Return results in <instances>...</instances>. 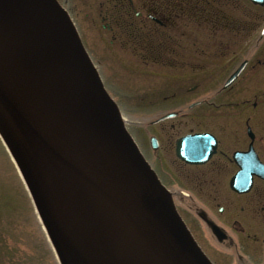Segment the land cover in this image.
I'll use <instances>...</instances> for the list:
<instances>
[{
    "label": "water",
    "instance_id": "obj_1",
    "mask_svg": "<svg viewBox=\"0 0 264 264\" xmlns=\"http://www.w3.org/2000/svg\"><path fill=\"white\" fill-rule=\"evenodd\" d=\"M0 136L61 264H212L57 0H0ZM211 138L182 139L178 155L205 162ZM245 170L233 189L264 178L261 164Z\"/></svg>",
    "mask_w": 264,
    "mask_h": 264
},
{
    "label": "flooded vegetation",
    "instance_id": "obj_2",
    "mask_svg": "<svg viewBox=\"0 0 264 264\" xmlns=\"http://www.w3.org/2000/svg\"><path fill=\"white\" fill-rule=\"evenodd\" d=\"M100 16L104 23L103 28L112 34V43L115 40L129 43L131 39L133 52L141 57L145 65L151 63L152 56L155 59L153 64L166 68H180L185 65L187 69L198 73L196 84L191 89L197 91L204 84L216 87L218 99L225 93L245 90L248 100L231 104L228 100L225 103L219 101L220 105L216 106L220 108L230 104L234 108L243 105V113L239 111L237 114L215 116L220 119L219 122L212 121L218 130L212 127L210 131L199 132L216 136L219 145L215 156L224 157L227 161L219 158V162L215 164L218 169L236 166L231 154L233 156L237 151L245 152L251 147L264 163V2L105 0L101 3ZM123 37L127 38L126 42L121 40ZM238 71V76L225 89L224 86ZM201 102L200 107L213 105L208 100ZM207 116V119L212 117L209 114ZM204 122L205 120L197 119V125L201 129L206 128ZM223 131L226 136L220 134ZM211 162L204 166H184L199 168ZM210 183L214 184L213 180ZM202 185L203 183L199 187ZM238 196L249 199L247 208L253 216L264 218L263 181L255 179L251 193ZM216 200L204 199L202 201L205 205L198 202L202 207L198 206V213L194 212L201 219L202 237L218 256H221L220 253L230 255L232 251V255L236 252L238 261L246 262L240 254L242 246L232 234L243 235L247 229L237 220L234 209L219 205ZM245 207H241L242 212ZM227 213L230 214L226 216ZM208 222L219 226L227 239L219 242L215 237L210 238L209 234L213 233ZM257 235L258 233L249 232L246 239H252L255 244L259 243L260 238Z\"/></svg>",
    "mask_w": 264,
    "mask_h": 264
},
{
    "label": "rangeland",
    "instance_id": "obj_3",
    "mask_svg": "<svg viewBox=\"0 0 264 264\" xmlns=\"http://www.w3.org/2000/svg\"><path fill=\"white\" fill-rule=\"evenodd\" d=\"M60 1L72 14L84 43L87 45L103 79L111 90V93L121 104L123 114L127 118V126L130 132L133 134L135 140L151 164L155 166V168L157 167L161 174H159L161 179L167 183L172 191L180 187V189L186 188L187 190H192L193 193L196 192L197 194L195 195L198 199L216 198V202L219 205L225 207L230 206V209L235 210V214L237 213V220L245 226L248 225L249 228H252V231L255 230L256 232L263 233L260 236L264 237V218H257L248 211L249 209L246 208L249 202L248 198L235 197L228 189L229 179L235 171L234 166L230 165L224 170L218 169L217 166H215V164L219 162V157H217L211 164L205 167H186L175 156L174 141L177 137L188 133L190 130H202L200 126L197 125V119H192V117L202 120L207 114H210L212 117L207 119L208 116H206L204 125L206 128L213 127L215 130H218L212 122H219L220 119L215 116L223 114L224 111L221 107L214 109V107L220 105L218 99L214 100L213 105L215 106L209 110V113L207 110H197L193 113V110L190 111L193 114L189 113V115H191L189 117L178 118L156 126L153 132L155 135L160 136L161 149L155 154L150 148L149 139L153 132L151 133L152 129L148 126L149 122L155 119L152 118L151 115L155 117L160 116L174 108L186 112L189 104L192 102L202 100L203 98L201 97H212L216 92V87L211 89L205 85L203 89H199L197 92L190 95L188 91H186L189 97L182 96V90H184V88L188 90L189 86L194 85L193 79L196 78L198 73L187 69L186 66L178 69H171L159 65L153 67L151 66L153 63L150 65H143V62L137 55H134L130 51L131 49L124 47L126 46L125 43H121L119 40H115L112 43V34L103 28V22L99 15L100 4L104 0ZM205 77L208 76L205 75ZM173 86L178 87V94L182 97L178 99L179 101L177 103L172 102V99L170 100L171 102L165 103L164 101L166 98H169V96L173 94ZM239 93L243 94L245 92L244 90L236 91L229 98L228 95L220 97L219 101L225 98L230 100L236 99ZM151 99L153 103H155L154 106H149L152 105V103H150ZM179 106L182 107V109H178ZM229 112L230 111H224V114H229ZM222 134L225 135V132L223 131ZM154 155L158 157L155 161L153 159ZM222 159L224 160V158ZM211 180H213L215 185L210 183ZM11 181L15 184L19 194H21V196L19 195L18 197L19 209L16 211L15 217H12L14 226L17 221L24 235V229L26 231L29 230V222L34 224V220L32 219L33 215L36 221L34 228L41 233L43 241L44 234L37 222L35 213L29 214L27 212V206L24 207L22 200V196L24 195L23 187L17 175L12 172L11 161L0 140V203L5 202L8 197L9 199L11 198L13 193H10ZM201 183H203V185L199 187ZM242 206H246L244 212L241 211ZM2 208L3 207L0 206V209ZM180 211L198 237L199 242H201L203 247L215 261L218 260L217 264H231V262H226L228 259L224 258L222 255L218 256L212 251L211 247L202 237L197 220L192 215L187 214L181 207ZM229 214L230 213H227L226 216ZM33 231L34 230H32V232ZM240 240L245 247H248L242 236H240ZM248 243L252 244L251 242ZM33 244L35 243L32 242L27 248H30ZM252 248L257 250L254 254L260 259L264 254V245ZM19 252L26 254L25 246L20 248ZM13 259L12 257L9 259L6 252L5 254L0 252V264H14L15 262H13ZM18 264H25V262H18Z\"/></svg>",
    "mask_w": 264,
    "mask_h": 264
},
{
    "label": "trees",
    "instance_id": "obj_4",
    "mask_svg": "<svg viewBox=\"0 0 264 264\" xmlns=\"http://www.w3.org/2000/svg\"><path fill=\"white\" fill-rule=\"evenodd\" d=\"M12 172L17 175V172L13 165ZM17 178L22 185V182L19 179L18 175ZM11 183L12 185L10 188V193L13 192L11 198L9 199L8 197L5 202L0 203V206L3 207L2 209H0V252H3L4 254L6 252L8 254L9 259L11 257L14 258V264H18V262H25V264H57L54 254L46 240L45 235L43 236L42 241L41 233L35 230L34 228L36 225V221L33 218V215L32 219L34 220V224L29 222V230L26 231L24 229V235L21 229L19 228L17 221L15 222L14 226L12 222V217H15L16 211L19 209L18 197L19 195L21 196V194H19L15 184L12 181ZM23 191L24 195L22 196V200L24 203V207L27 206V212L29 214H32L34 213V209L24 187ZM32 230L34 231L32 232ZM36 232L38 233V235ZM23 242L25 243V245ZM32 242H34L35 244H33L30 248H27L28 245ZM23 246H25L26 254H24L23 252H19L20 248H22Z\"/></svg>",
    "mask_w": 264,
    "mask_h": 264
}]
</instances>
